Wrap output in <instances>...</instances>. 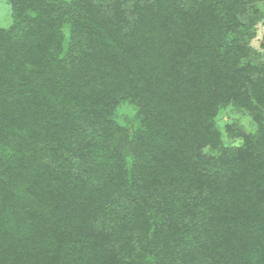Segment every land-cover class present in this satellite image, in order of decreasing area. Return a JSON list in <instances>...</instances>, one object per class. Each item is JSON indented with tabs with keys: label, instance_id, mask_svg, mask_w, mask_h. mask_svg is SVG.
Returning a JSON list of instances; mask_svg holds the SVG:
<instances>
[{
	"label": "trees",
	"instance_id": "obj_1",
	"mask_svg": "<svg viewBox=\"0 0 264 264\" xmlns=\"http://www.w3.org/2000/svg\"><path fill=\"white\" fill-rule=\"evenodd\" d=\"M9 2L0 264H264V0Z\"/></svg>",
	"mask_w": 264,
	"mask_h": 264
},
{
	"label": "rangeland",
	"instance_id": "obj_2",
	"mask_svg": "<svg viewBox=\"0 0 264 264\" xmlns=\"http://www.w3.org/2000/svg\"><path fill=\"white\" fill-rule=\"evenodd\" d=\"M261 6L264 8L263 2H261ZM12 22L13 10L9 0H0V27L7 28ZM248 42L251 47L250 60L264 75V16L257 22L252 31V37L249 38ZM136 110L137 108L134 105L122 102L117 108L119 122L125 125L135 121ZM259 119L249 111L237 110L231 107L222 109L217 117V124L222 131L223 144L228 146L233 135L227 130V125H233L235 130L240 129L246 133H256L260 124H264V108Z\"/></svg>",
	"mask_w": 264,
	"mask_h": 264
}]
</instances>
